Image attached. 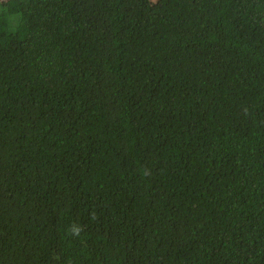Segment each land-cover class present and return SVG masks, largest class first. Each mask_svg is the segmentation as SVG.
Wrapping results in <instances>:
<instances>
[{"label": "trees", "instance_id": "trees-1", "mask_svg": "<svg viewBox=\"0 0 264 264\" xmlns=\"http://www.w3.org/2000/svg\"><path fill=\"white\" fill-rule=\"evenodd\" d=\"M0 264H264V0H0Z\"/></svg>", "mask_w": 264, "mask_h": 264}, {"label": "clouds", "instance_id": "clouds-1", "mask_svg": "<svg viewBox=\"0 0 264 264\" xmlns=\"http://www.w3.org/2000/svg\"><path fill=\"white\" fill-rule=\"evenodd\" d=\"M71 231H72V234L79 235V232L81 231V229L79 227L73 226Z\"/></svg>", "mask_w": 264, "mask_h": 264}]
</instances>
